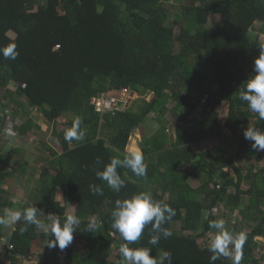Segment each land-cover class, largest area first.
Here are the masks:
<instances>
[{
	"label": "trees",
	"instance_id": "trees-1",
	"mask_svg": "<svg viewBox=\"0 0 264 264\" xmlns=\"http://www.w3.org/2000/svg\"><path fill=\"white\" fill-rule=\"evenodd\" d=\"M174 1L0 0V49L14 44L18 52L14 60L0 55V102L11 110V119L28 115L19 124L12 120L16 134L10 139L4 133L7 114L0 116V150L39 127L29 118L31 108L49 123L67 117V128L80 118L86 132L83 141L72 145L58 132L61 153L43 144L51 158L27 179L29 195L19 209L36 204L47 222L48 214L62 220L68 207L77 206L89 217L84 224L95 219L97 229L79 234L84 245L76 259L72 244L64 250L45 245L41 264H60L61 256L66 264H118L124 241L111 227L114 202L140 191L175 209L165 225L173 235L152 246L148 226L129 247L151 248L157 257L170 251L174 264H212L207 244L199 239L209 232L215 235L210 220L225 218L230 230L247 233L241 264L264 261V245L256 239L264 237V166L239 165L258 163L264 156L243 136L247 127L264 131V121L239 99L240 86L264 48V0H183L171 8ZM123 88L143 96L145 104L138 110L133 101L125 109L97 110L95 101L119 99ZM150 113L164 124L139 142L147 176L118 169L126 187L115 193L96 172L113 156L128 153L133 130ZM210 140L217 144L193 150ZM23 145L17 142L12 152L23 153ZM9 153L0 151V215L5 204L14 209L15 188L5 191L3 185L11 178L19 181L28 169L26 160L18 163ZM93 184L103 188V195L90 191ZM19 227L4 235L6 243L0 240L2 248L12 245L8 264L18 263L17 256L26 255L34 241L47 240L35 226L24 234ZM215 264L232 262L221 257Z\"/></svg>",
	"mask_w": 264,
	"mask_h": 264
},
{
	"label": "clouds",
	"instance_id": "clouds-1",
	"mask_svg": "<svg viewBox=\"0 0 264 264\" xmlns=\"http://www.w3.org/2000/svg\"><path fill=\"white\" fill-rule=\"evenodd\" d=\"M16 46L10 45L0 49V55L5 59L14 60L18 52ZM239 99L246 102L252 113L258 115L264 121V48L254 58L253 71L249 78L240 86ZM86 132L82 128V120L76 118L71 127L65 129L64 140L68 143L81 142L85 139ZM244 139L251 142V148L256 151H264V131L256 127H247L243 131ZM99 164V159L97 160ZM130 169L137 177H146L148 165L143 152L134 149L121 158L113 156L102 171L98 170L96 176L99 180L115 193H119L126 187L125 180L118 169ZM90 191L96 195H103V188L98 185H90ZM41 209L32 204L23 209H4L0 215V225L14 226L20 224L19 232L24 234L30 226L42 231L47 238L45 245L49 248L66 249L73 241L76 233H94L97 229L95 219L87 224L82 223L80 216L67 214L62 220L59 215L48 214L47 222L40 218ZM176 211L169 204L156 200L151 192L140 191L130 197L116 199L111 212V227L119 234L124 243L119 246L120 260L118 264H174L170 251H162L157 257L152 255V249L147 247L132 248L130 244L138 242L146 227L150 226V239L152 246L159 244L161 239H167L173 235L172 231L165 227L172 221ZM209 229L215 230V235L207 243V251L211 253L210 261L221 257L230 258L232 264H241L243 249L247 241V233L240 231L235 233L226 226L224 219L210 220ZM51 237V238H50ZM260 260V259H258Z\"/></svg>",
	"mask_w": 264,
	"mask_h": 264
},
{
	"label": "rangeland",
	"instance_id": "rangeland-1",
	"mask_svg": "<svg viewBox=\"0 0 264 264\" xmlns=\"http://www.w3.org/2000/svg\"><path fill=\"white\" fill-rule=\"evenodd\" d=\"M180 1L183 0H175L173 3V6L171 8H175ZM186 1V0H184ZM168 4H171L170 2ZM260 42L263 44L264 43V36H260ZM12 87V86H11ZM116 93V92H114ZM119 95H121V99L124 97L123 94L119 93ZM143 96L138 95V96H133V105L132 108L135 110H138V107H140L141 105H144L145 103L143 102ZM150 98V94L147 95L145 97V101H147ZM21 112V109H20ZM22 113V112H21ZM29 118H31L33 120V122L35 124H38V126L40 127H32L31 129H29L25 135L23 137H20V140L18 139L16 142H12V143H8L5 147V149L0 150V151H5L10 149V153L9 155L11 156L12 159H15L16 162L18 163H23L24 160L27 161L28 164V169L27 172L21 174L20 173V179L19 181H16L14 178L8 179L6 181V183L3 185L2 188L5 189H9L10 187L13 186H18L20 187V191H16L14 193L15 195V199H11L12 204H14V209L13 210H18L22 204L24 203V201L26 200V192L25 190H27V188L29 187V183H27V179H30L31 174L33 173V170H35L34 168H39L41 167V165H43L45 163V160L48 158H51L50 153L48 151V149L46 148V145H48L49 147H52L56 152L61 153L63 151V146H62V138L60 137V134L58 132H63L65 131V129H67V117H60L59 119L55 120L53 123H49L44 117L43 114L39 111H36L35 108H31V110H29ZM28 113V114H29ZM3 114H7V119H8V126L4 127V133L7 134V139H10L9 136L15 137L16 131L13 129V121L14 123H18L19 122H24L26 121L27 117H21L22 115L19 116V118L16 119H11L10 114H11V110L10 109H5L3 107L2 102H0V116H3ZM13 120V121H12ZM249 124H253V120H250L248 122ZM159 125L156 124V114L155 113H150L149 115H147V118L145 120V122L143 123V126H139L138 128L134 129L132 132V136L130 137L129 143L126 146V150L127 151H132L134 149H139V142L142 139V135L144 134H149L150 131H154L156 129V127H158ZM143 130V131H142ZM42 131V132H41ZM170 133H172V131H170ZM46 135V137H44V139L41 138V135ZM14 135V136H13ZM12 140H16V139H11ZM22 141L25 145L26 148H21L22 152L21 154H16L13 153L11 149H14L16 147V143ZM46 144V145H43ZM73 144V142L71 143V145ZM217 144V140H210V141H204L201 142L199 144H196L195 146H193V150L196 152H201L203 150L209 149L211 148L213 145ZM23 145V146H24ZM7 152V151H6ZM250 165V166H256V167H263L264 166V156L263 159L260 162H255V161H250V162H245L242 161L239 165L241 167H243V169H245V166ZM10 165H6V168H9ZM227 170V169H226ZM231 173V175H235L233 170L228 169ZM193 185H197V181H193ZM9 187V188H7ZM248 184H244L243 185V189H247ZM19 190V189H18ZM6 191V190H5ZM6 209H11L10 207H8V204H5ZM67 214H76L78 216L81 217L82 219V223H84L86 220H88V216L85 215L84 213H81L79 211V208L77 206H71L67 208ZM207 215L206 211H205V216ZM238 215V213L235 211L234 212V216ZM225 220V218H222ZM15 225L14 226H5L3 225V227L1 228V232H6L7 235H10V233L13 231ZM174 229L177 231H180V224H176L174 226ZM80 233H77L75 241H72V248H73V257L76 259L79 256L80 251L83 248L84 245V240H82L79 236ZM214 237V234L212 232L206 233L204 234L202 237H200L199 242L202 245H206L208 243V241ZM259 243H263L264 245V237H257L256 238ZM1 240V238H0ZM2 241L4 242L5 239H3L2 237ZM6 243V241H5ZM44 246H41L39 243H33L32 247L30 249V251H32L30 254V259L26 258V257H20L18 259H21V261L23 260V264H30V263H34L35 262L38 263H44L45 259L42 256L43 252H44ZM264 251V249H263ZM258 251L255 252L256 255L259 256V253H257ZM29 256V255H28ZM111 259L114 261V257H111ZM41 261V262H40ZM60 264H66V262L64 261V259L62 258V256L59 259ZM257 264H264L263 260H258Z\"/></svg>",
	"mask_w": 264,
	"mask_h": 264
},
{
	"label": "built area",
	"instance_id": "built-area-1",
	"mask_svg": "<svg viewBox=\"0 0 264 264\" xmlns=\"http://www.w3.org/2000/svg\"><path fill=\"white\" fill-rule=\"evenodd\" d=\"M122 94L124 97L121 99L116 98H101L94 102L97 110H106L111 108H120L125 109L129 105L128 103L133 100V96H138L136 92L123 88ZM9 248H12V245H8Z\"/></svg>",
	"mask_w": 264,
	"mask_h": 264
},
{
	"label": "crops",
	"instance_id": "crops-1",
	"mask_svg": "<svg viewBox=\"0 0 264 264\" xmlns=\"http://www.w3.org/2000/svg\"><path fill=\"white\" fill-rule=\"evenodd\" d=\"M156 124H158L159 126L160 125H162V124H164V122L163 121H160V122H158V121H156ZM158 127H156V129H157ZM43 137H46V135H43ZM140 150V149H139ZM128 152H130V151H128ZM7 188H9V187H7ZM10 188H15L14 189V191H13V193H12V195H13V197H14V199H15V195H14V193L16 192V191H20L21 189H20V187H18V186H16V187H10ZM19 189V190H18ZM26 192V191H25ZM28 192H29V190H28ZM26 195L28 196L29 194L28 193H26ZM3 227V226H2ZM4 235H7V233L6 232H4L3 231V236H1V242H3L2 241V237H3V239H5L6 237L4 236ZM6 241V240H5ZM5 241H4V243H5ZM33 243H39L41 246H43L45 243H43L42 242V240L41 239H39V240H36V241H34ZM32 251H29L26 255H22V256H17V259L18 258H20V257H26V258H28V259H30V254L29 253H31ZM9 254H10V248L6 245V244H3V248L2 247H0V264H8L10 261H11V258H9ZM43 255L45 254V246H44V252L42 253ZM29 255V256H28ZM13 259V258H12ZM17 261V260H16ZM37 262H39V261H37ZM37 262H35L36 264H37ZM41 262V261H40ZM16 264H23V260L21 261V259H18V263L16 262ZM30 264H34V263H30ZM39 264H41V263H39Z\"/></svg>",
	"mask_w": 264,
	"mask_h": 264
}]
</instances>
